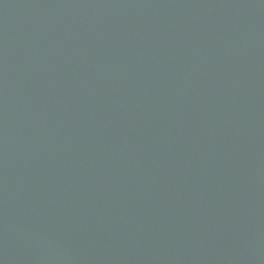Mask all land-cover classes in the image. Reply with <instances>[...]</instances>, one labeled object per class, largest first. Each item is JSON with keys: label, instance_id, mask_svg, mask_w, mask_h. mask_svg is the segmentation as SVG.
<instances>
[{"label": "water", "instance_id": "95a60500", "mask_svg": "<svg viewBox=\"0 0 264 264\" xmlns=\"http://www.w3.org/2000/svg\"><path fill=\"white\" fill-rule=\"evenodd\" d=\"M0 264H264V0H0Z\"/></svg>", "mask_w": 264, "mask_h": 264}]
</instances>
